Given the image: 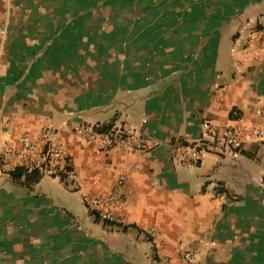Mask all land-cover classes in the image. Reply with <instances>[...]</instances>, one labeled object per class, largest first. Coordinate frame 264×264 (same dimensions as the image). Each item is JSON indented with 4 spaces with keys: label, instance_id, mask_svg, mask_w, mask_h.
I'll list each match as a JSON object with an SVG mask.
<instances>
[{
    "label": "crops",
    "instance_id": "crops-1",
    "mask_svg": "<svg viewBox=\"0 0 264 264\" xmlns=\"http://www.w3.org/2000/svg\"><path fill=\"white\" fill-rule=\"evenodd\" d=\"M262 26L264 0H0V151L53 127L77 174L0 165V264H264V38L243 50ZM204 121L244 149L180 161ZM87 122L144 147L88 141ZM85 192L123 194L120 223Z\"/></svg>",
    "mask_w": 264,
    "mask_h": 264
},
{
    "label": "built area",
    "instance_id": "built-area-1",
    "mask_svg": "<svg viewBox=\"0 0 264 264\" xmlns=\"http://www.w3.org/2000/svg\"><path fill=\"white\" fill-rule=\"evenodd\" d=\"M262 38H264V26L255 28L248 36L249 41L243 46V50L249 51L251 48H257V42ZM238 43L239 40L236 41V44ZM202 126V140L199 143L185 145L178 156L179 160L187 162L189 167L203 161L211 152L212 146H216L215 148H219L223 153L231 154H238L244 149L245 140L234 128L220 129L208 121H204ZM80 133L86 140L98 141L107 149L127 144H133L137 149L144 147L142 135L131 125L87 122L81 127ZM251 133L256 139H264V128L255 127ZM58 137V129L47 128L43 133L44 146L40 148L37 142L23 135L18 141L20 144L18 148L7 146L0 151V165L7 167L11 159L15 158L27 172L41 171L62 180L67 178L76 180L77 174L70 169L67 149L58 141ZM119 182L122 183L123 179ZM261 186L264 188V177ZM84 201L91 211L99 212L106 221L113 224L120 223L121 216L112 210V207L121 209L126 202L120 192L106 197L85 192ZM183 256L184 264H193L195 261L194 252L191 250L185 251Z\"/></svg>",
    "mask_w": 264,
    "mask_h": 264
},
{
    "label": "trees",
    "instance_id": "trees-1",
    "mask_svg": "<svg viewBox=\"0 0 264 264\" xmlns=\"http://www.w3.org/2000/svg\"><path fill=\"white\" fill-rule=\"evenodd\" d=\"M25 170V169H24ZM26 171V170H25ZM39 176V172L38 171H32V172H29L27 177L29 180H35L37 177ZM108 222V221H106ZM110 223V222H109Z\"/></svg>",
    "mask_w": 264,
    "mask_h": 264
}]
</instances>
